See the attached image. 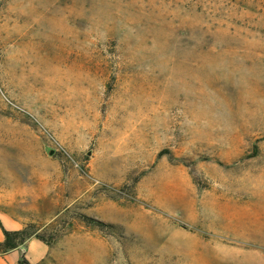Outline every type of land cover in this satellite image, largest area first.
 I'll return each instance as SVG.
<instances>
[{
	"label": "rangeland",
	"instance_id": "rangeland-1",
	"mask_svg": "<svg viewBox=\"0 0 264 264\" xmlns=\"http://www.w3.org/2000/svg\"><path fill=\"white\" fill-rule=\"evenodd\" d=\"M6 214L39 264H264V0H0Z\"/></svg>",
	"mask_w": 264,
	"mask_h": 264
},
{
	"label": "crops",
	"instance_id": "crops-1",
	"mask_svg": "<svg viewBox=\"0 0 264 264\" xmlns=\"http://www.w3.org/2000/svg\"><path fill=\"white\" fill-rule=\"evenodd\" d=\"M0 222L3 227L9 231L21 230L24 228V222L10 215H0ZM5 229L0 226V242L5 239ZM4 230V231H3ZM50 246L44 240L31 236L27 238L18 247L11 249L5 253H0L1 264H20L21 258L24 256L29 264H39L48 256Z\"/></svg>",
	"mask_w": 264,
	"mask_h": 264
},
{
	"label": "trees",
	"instance_id": "trees-1",
	"mask_svg": "<svg viewBox=\"0 0 264 264\" xmlns=\"http://www.w3.org/2000/svg\"><path fill=\"white\" fill-rule=\"evenodd\" d=\"M31 236H33V234L28 233L26 228H23L21 230H16V231H9V230L5 229V239H4V241L0 242V252L5 253L11 249L18 247L27 238H29ZM36 237L47 242V240L45 238H42L40 236H36ZM20 264H29V262L23 256L20 260Z\"/></svg>",
	"mask_w": 264,
	"mask_h": 264
}]
</instances>
